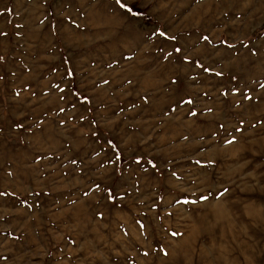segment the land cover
Segmentation results:
<instances>
[{
    "label": "rangeland",
    "instance_id": "obj_1",
    "mask_svg": "<svg viewBox=\"0 0 264 264\" xmlns=\"http://www.w3.org/2000/svg\"><path fill=\"white\" fill-rule=\"evenodd\" d=\"M121 2L0 0V264H264V0Z\"/></svg>",
    "mask_w": 264,
    "mask_h": 264
},
{
    "label": "snow or ice",
    "instance_id": "obj_2",
    "mask_svg": "<svg viewBox=\"0 0 264 264\" xmlns=\"http://www.w3.org/2000/svg\"><path fill=\"white\" fill-rule=\"evenodd\" d=\"M116 4L119 5L120 8L125 9V11H127V12H132V9L129 8V7H127L126 4L122 3L121 0H116ZM132 14L135 15V13H132ZM0 35H6V33L0 32ZM158 35L161 36V37H164V36H165V33L161 31V32L158 33ZM166 38H167V39H171V40H176V37H175V36L166 37ZM203 39L207 41L208 37L205 36V37H203ZM227 47H228L229 49H231V48L233 47V45L228 44ZM244 47L247 48L248 46H247V45H244ZM173 51L178 55V58H179L184 64H188V63H189V55H190V54H189V53H186V52L184 51L183 48H181V47H179V46H176V47H174ZM249 51L251 52V55H252V56H255V55L257 54L255 51H252L251 49H250ZM170 55H171V54H170ZM202 55H205V54L202 53ZM194 63H195V66H196L197 68H202L203 71L206 72V73L212 71V69L209 68V67H207V66H205V65L201 62L200 59H196V60L194 61ZM214 75H215V76H218V77H219V76H222V75H223V71H222V70H221V71H216V72L214 73ZM193 79H194V77H193ZM232 79L235 80L236 77L233 76ZM172 83H173V84H176V80H173ZM262 87H264V85H262ZM61 91H63V89H61ZM222 95H223V93H222ZM244 99H247V100L251 101L252 98H251L250 96L245 95V96H244ZM180 102H182V103H184V104H187V105H191V104H193V100H192V99H187V100H185V99H183V97H181V101H180ZM61 111H63V109H61ZM208 111H211V109H208ZM188 114L191 115V116H193V117H195V116L197 115L196 111L193 110V109H189ZM241 122H242V121H241ZM237 130H239V129H237ZM94 134H95V133H93V135H94ZM109 143H111V142H109ZM136 163L139 164V160H137ZM173 175H175V173H173ZM109 198H110V196H109ZM201 199H202V200H206L207 197H206V196H202ZM177 202L179 203V202H181V201L178 200ZM182 202H183V203H189L188 200H184V201H182ZM192 203H194V201H192ZM142 227H143V226H142ZM174 234H175V233H174ZM148 254H149L148 252H145L143 255H144L145 257H147ZM165 255H166V253H165Z\"/></svg>",
    "mask_w": 264,
    "mask_h": 264
},
{
    "label": "trees",
    "instance_id": "obj_3",
    "mask_svg": "<svg viewBox=\"0 0 264 264\" xmlns=\"http://www.w3.org/2000/svg\"><path fill=\"white\" fill-rule=\"evenodd\" d=\"M127 7L131 8L132 11H134V9H136V5H135V4H132L131 6H127ZM132 13H133V12H132ZM139 15L142 16L146 21H151V18L147 17V16L145 15V12L141 11V13H140ZM112 146H113V148H114V151H115V153H116V155H117V157H118L120 163H123L124 160L122 159L121 154L117 151V149L115 148V146H114L113 144H112Z\"/></svg>",
    "mask_w": 264,
    "mask_h": 264
}]
</instances>
